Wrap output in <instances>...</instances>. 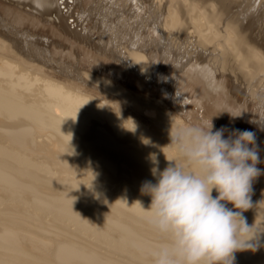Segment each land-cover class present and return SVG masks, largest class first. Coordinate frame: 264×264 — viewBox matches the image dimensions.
Segmentation results:
<instances>
[{
    "label": "bare ground",
    "instance_id": "6f19581e",
    "mask_svg": "<svg viewBox=\"0 0 264 264\" xmlns=\"http://www.w3.org/2000/svg\"><path fill=\"white\" fill-rule=\"evenodd\" d=\"M1 1L0 264H153L168 238L139 205L151 202L141 191L156 182L151 157L198 172L170 144L181 115L204 116L220 92L242 104L258 93L264 108V0H101L111 40L98 51L155 85L153 97L56 58L20 26L25 15L65 26L57 0ZM251 200L243 238L255 250L236 251L234 264H264V173Z\"/></svg>",
    "mask_w": 264,
    "mask_h": 264
},
{
    "label": "clouds",
    "instance_id": "9594fccd",
    "mask_svg": "<svg viewBox=\"0 0 264 264\" xmlns=\"http://www.w3.org/2000/svg\"><path fill=\"white\" fill-rule=\"evenodd\" d=\"M212 129L210 121L178 125L169 133L170 144L198 172L167 158L170 163L160 170L151 157L156 182L143 183L151 202L148 208L139 205L146 221L168 238L151 250L153 264H234L236 251L255 250L251 238H243L252 225L242 215L253 207L252 183L262 174L255 134L234 129L225 138L223 128Z\"/></svg>",
    "mask_w": 264,
    "mask_h": 264
},
{
    "label": "rangeland",
    "instance_id": "374dc122",
    "mask_svg": "<svg viewBox=\"0 0 264 264\" xmlns=\"http://www.w3.org/2000/svg\"><path fill=\"white\" fill-rule=\"evenodd\" d=\"M57 1L60 10L67 15L64 20L65 26H55L48 20L46 21L48 16L36 19L30 15H25L26 17L23 19L20 26L36 33V36L34 37L40 39V42L43 44L42 46H44V44L45 46L47 45L46 48L50 50L51 54L56 58L65 61L72 60L74 65L86 69H93L96 72H101L102 70V75L115 78L120 82L125 83L126 87L135 88L139 91L142 90L141 92L145 94L147 93L149 97L156 95L157 87L155 85H150L151 83H148L147 80L134 74L128 69V67L123 65L121 60H115L113 57L102 54L98 51L97 46L99 44L103 43L104 40L106 42H110L111 40L109 36L110 31L107 30L106 27H103L101 23V15L99 14L101 0ZM2 2L3 1L0 2V13L6 17L5 7L9 4L7 2V4ZM64 2L67 3V6L64 5ZM118 13L120 12H116L115 14ZM121 20L122 17L119 18L112 16L107 23ZM132 30H130V32ZM258 30L259 28L254 27L252 33L255 34ZM70 31L85 35L87 40L81 41L80 39L75 38L70 34ZM134 31L135 30L131 33ZM118 39L124 43V47L128 43L127 40L124 41V39L115 37V40ZM260 42L264 44L263 39H260ZM113 70L116 71L117 74H115ZM139 81L142 82L140 83ZM227 83L229 86L232 85L229 81ZM250 87L251 85H247L246 89L249 90ZM261 87L264 88V83ZM257 96L258 93H255L253 97L247 99L245 104H242L244 97L236 95L223 98L220 92L219 95H213L214 99L217 98L220 101L219 107L212 102L206 103L205 108L202 109L204 116H198L199 113L193 108L192 112H190V117L185 113L181 115V118L186 125L195 124L203 126L211 121L213 125L212 131L223 128L225 138L232 135L234 129L253 132L255 134V145L261 161L256 167L261 169L262 173H264V108H261L256 102ZM223 99H225L232 107H229V105L225 107ZM227 111L229 112L227 113ZM242 112H245L250 117L245 118L241 114ZM177 114L180 115L178 112Z\"/></svg>",
    "mask_w": 264,
    "mask_h": 264
}]
</instances>
